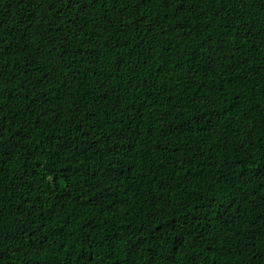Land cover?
Wrapping results in <instances>:
<instances>
[{
  "label": "trees",
  "instance_id": "1",
  "mask_svg": "<svg viewBox=\"0 0 264 264\" xmlns=\"http://www.w3.org/2000/svg\"><path fill=\"white\" fill-rule=\"evenodd\" d=\"M0 264H264V0H0Z\"/></svg>",
  "mask_w": 264,
  "mask_h": 264
}]
</instances>
